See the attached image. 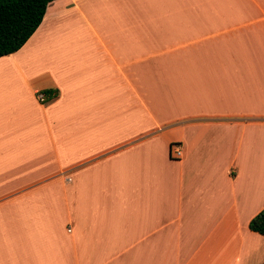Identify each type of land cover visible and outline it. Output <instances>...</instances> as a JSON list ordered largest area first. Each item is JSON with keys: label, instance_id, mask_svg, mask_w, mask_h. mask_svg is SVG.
<instances>
[{"label": "crops", "instance_id": "obj_1", "mask_svg": "<svg viewBox=\"0 0 264 264\" xmlns=\"http://www.w3.org/2000/svg\"><path fill=\"white\" fill-rule=\"evenodd\" d=\"M251 142L264 0H54L0 58V264H232Z\"/></svg>", "mask_w": 264, "mask_h": 264}, {"label": "trees", "instance_id": "obj_2", "mask_svg": "<svg viewBox=\"0 0 264 264\" xmlns=\"http://www.w3.org/2000/svg\"><path fill=\"white\" fill-rule=\"evenodd\" d=\"M53 1L0 0V58L23 47L41 24L48 5ZM41 93L48 101L56 96L57 91L44 89ZM248 228L264 237V208L249 221Z\"/></svg>", "mask_w": 264, "mask_h": 264}, {"label": "rangeland", "instance_id": "obj_3", "mask_svg": "<svg viewBox=\"0 0 264 264\" xmlns=\"http://www.w3.org/2000/svg\"><path fill=\"white\" fill-rule=\"evenodd\" d=\"M263 135V134H262ZM249 144V143H248ZM251 147L248 145L243 148L250 149L252 155H250V159H241L239 161L238 171H239V178L240 184L238 183V186L241 188L245 187V183H250L252 185V191L254 187H257V191L260 192L261 197H259V202L256 205V208L261 206L264 203V145L263 147H258L254 142H251ZM262 189V193L261 190ZM45 194V193H44ZM43 198V194L41 196ZM44 198L50 199V201L56 202L57 201V195H49L48 197L44 196ZM60 200V198L58 199ZM57 209V206H55ZM264 208V207H263ZM252 210H256L253 208ZM251 212V211H248ZM47 230L44 229V233H46ZM240 233L233 234L231 237L232 239L236 240L233 242L226 241V246L221 249V256H225L226 258L231 257L233 255L232 264H259V261H264V248L262 246L264 242V238L261 241L262 238H257V243H253L251 246H247L246 242L244 241V238H241ZM45 236L44 238H46ZM27 236L25 237V239ZM24 240L23 243H24ZM34 239V238H32ZM50 239V238H49ZM239 242H237V240ZM241 241V242H240ZM48 241L45 240V244ZM225 240L222 242L223 245H225ZM24 247V244H23ZM225 258V259H226ZM214 263H216L219 260V257H213L211 259ZM210 260V261H211ZM209 261V262H210ZM213 264V263H212ZM263 264V262H262Z\"/></svg>", "mask_w": 264, "mask_h": 264}, {"label": "built area", "instance_id": "obj_4", "mask_svg": "<svg viewBox=\"0 0 264 264\" xmlns=\"http://www.w3.org/2000/svg\"><path fill=\"white\" fill-rule=\"evenodd\" d=\"M38 98L41 102L44 101V96L42 94L38 95ZM183 151L179 143H174L170 146V157L173 160H180L182 158Z\"/></svg>", "mask_w": 264, "mask_h": 264}]
</instances>
